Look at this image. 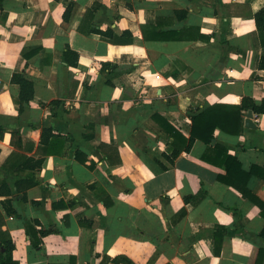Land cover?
I'll use <instances>...</instances> for the list:
<instances>
[{"label": "crops", "instance_id": "obj_1", "mask_svg": "<svg viewBox=\"0 0 264 264\" xmlns=\"http://www.w3.org/2000/svg\"><path fill=\"white\" fill-rule=\"evenodd\" d=\"M263 8L264 0H5L0 185L12 191L16 214H6L2 194L0 213L18 264H118L119 256L134 264H264V218L243 192L264 202V114L253 112L250 130L246 111L241 135L217 130L211 145L196 141L174 162L164 157L172 139L152 118L162 115L188 137L191 116L209 106L261 103L255 14ZM157 20L177 40L145 41L142 26ZM91 29L130 31L134 43L116 45ZM68 47L78 66L65 62ZM22 71L35 96L20 111L11 79ZM45 129L64 141L59 152H45ZM216 143L244 171L254 169L246 184L223 182L226 167L205 160ZM26 159L44 162L21 172ZM25 219L52 231L39 248Z\"/></svg>", "mask_w": 264, "mask_h": 264}, {"label": "trees", "instance_id": "obj_2", "mask_svg": "<svg viewBox=\"0 0 264 264\" xmlns=\"http://www.w3.org/2000/svg\"><path fill=\"white\" fill-rule=\"evenodd\" d=\"M4 2L5 0H0V10L3 9ZM67 11L68 10H66L64 14L65 18H68ZM255 22L263 50L260 68L264 69V8L255 14ZM90 32L99 34L104 40L116 45H129L134 43V37L130 31H125L120 35L116 34L112 29H107L106 31L91 29ZM142 33L145 41L177 40L172 39L173 37L170 36L169 33H165L160 30L158 20L154 24L143 25ZM31 56L32 54L28 55L26 51L23 52V57L30 58ZM64 58L68 66L79 65V54L69 47L64 52ZM11 82L18 85L20 88V111H23L25 105H28L35 96L34 81L25 71H22L15 72L12 76ZM248 110H252L256 114H264V99L261 103H256L253 99L245 97L243 98L242 103L238 106H227L224 104L209 106L205 110L191 116V129L188 137H186L180 129L172 125L169 120L162 115L154 114L152 118L158 124L160 134L168 139H172V142L170 143L171 153L170 155L165 154L164 157H166L170 162H174V160L182 152H190L196 141H201L207 145H211L216 139L215 132L217 130L232 136L241 135L244 130V115ZM12 135L13 137H19V134L17 133H13ZM41 144L45 146L48 145L50 147L45 150V152L54 154L60 151L64 145V141L61 137L53 134L51 130L45 129L43 130ZM212 153V155L204 156V158L213 164H220L226 167L227 174L221 178L223 182L239 188L236 182H240L241 178L244 177L246 184L249 178L254 174V169H252L251 172L244 171L240 160L236 156L229 154L228 150L224 146L216 143L215 149ZM31 161L32 159H26L25 162L21 163L19 170L24 172L26 170L40 168L44 159L34 161L33 165L30 164ZM36 184L37 182L35 181L18 183V192L26 191L28 188H31ZM3 186L6 185H0V194L8 196V198L2 202V205L6 214L13 216L16 214V211L12 205V200L9 197L13 193L11 190H5V187ZM243 192L261 209V214L264 218V202L255 195L248 193L246 190H243ZM3 224L4 217L0 213V264H18V262L13 259L12 255L13 250L15 249V244L8 234L2 232ZM24 224L26 232L31 239V244L36 248H39L43 244V238L52 232L50 230L36 229V226L39 224L38 221L25 219ZM221 231L224 232L225 229L223 228ZM261 235L264 237V229L261 232ZM263 257L264 251L261 250L258 256V263L263 260ZM113 262L118 264H134L125 256L116 257L113 259Z\"/></svg>", "mask_w": 264, "mask_h": 264}, {"label": "water", "instance_id": "obj_3", "mask_svg": "<svg viewBox=\"0 0 264 264\" xmlns=\"http://www.w3.org/2000/svg\"><path fill=\"white\" fill-rule=\"evenodd\" d=\"M252 119H253V111L249 110L247 112L246 120H245V127L247 129L254 130L256 128V125L253 123Z\"/></svg>", "mask_w": 264, "mask_h": 264}]
</instances>
